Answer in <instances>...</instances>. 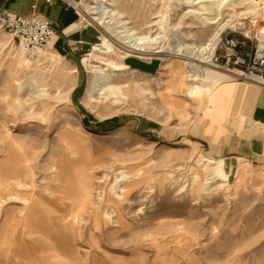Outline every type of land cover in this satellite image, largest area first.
<instances>
[{
    "label": "rangeland",
    "instance_id": "374dc122",
    "mask_svg": "<svg viewBox=\"0 0 264 264\" xmlns=\"http://www.w3.org/2000/svg\"><path fill=\"white\" fill-rule=\"evenodd\" d=\"M75 1L89 43L49 46L41 65L0 28V264H264V157L215 155L201 139L215 85L264 90L214 60L225 35L251 53L263 0ZM130 27L162 51H126ZM93 63L126 75L86 103ZM220 157L227 180L211 169ZM32 239L45 249L17 250Z\"/></svg>",
    "mask_w": 264,
    "mask_h": 264
},
{
    "label": "crops",
    "instance_id": "0c3cea01",
    "mask_svg": "<svg viewBox=\"0 0 264 264\" xmlns=\"http://www.w3.org/2000/svg\"><path fill=\"white\" fill-rule=\"evenodd\" d=\"M0 9L27 14L30 0H0ZM36 10L51 20L56 31L49 45L54 51L69 54L75 51L78 43H89V29L80 23L77 11L65 0H54L52 4L39 0ZM207 97L210 105L201 139L211 146L213 153L224 157H264V90L237 81H225L215 85ZM217 159L230 162L221 157ZM242 161L239 158L238 162ZM6 225L3 221L0 237ZM35 240L32 239L31 244L23 241L27 246L24 247L44 250V241Z\"/></svg>",
    "mask_w": 264,
    "mask_h": 264
},
{
    "label": "built area",
    "instance_id": "2783aa9c",
    "mask_svg": "<svg viewBox=\"0 0 264 264\" xmlns=\"http://www.w3.org/2000/svg\"><path fill=\"white\" fill-rule=\"evenodd\" d=\"M38 1L30 0V12L27 14L0 9V28L17 44L24 60L41 65L56 31L51 20L37 12ZM44 1L47 4L54 2ZM65 1L77 10L76 1ZM252 32L254 44L251 53H241L239 41L232 35H225L221 39V53L214 60L235 67L238 78L264 86V41L260 39V32L256 28Z\"/></svg>",
    "mask_w": 264,
    "mask_h": 264
},
{
    "label": "bare ground",
    "instance_id": "6f19581e",
    "mask_svg": "<svg viewBox=\"0 0 264 264\" xmlns=\"http://www.w3.org/2000/svg\"><path fill=\"white\" fill-rule=\"evenodd\" d=\"M252 1V4H254V5H257L259 2H261L262 0H251ZM218 3V2H217ZM263 3H264V0H263ZM220 4V3H219ZM209 8V7H208ZM202 9H205V8H203L202 7ZM207 9V8H206ZM208 10H210V9H208ZM212 10V9H211ZM209 11H207L206 13H208ZM209 14V13H208ZM212 14V13H211ZM263 15V14H262ZM91 19H96V18H91ZM215 22H217V19H212V20H210L209 21V23H215ZM126 23H128V22H126ZM149 24V23H148ZM148 24H147V26L145 25V27L147 28V27H149L148 26ZM153 24H155V23H153ZM153 24H151V25H153ZM144 27V28H145ZM131 29V30H130ZM256 29L260 32V39L262 40V41H264V17L262 16L261 18H260V20L258 21V25H257V27H256ZM128 31H129V33H128ZM128 31H127V33L125 34L126 36L125 37H131V36H134L135 34H137L136 36L137 37H133L134 39V42L133 43H129V44H127V45H125L126 47H127V50L126 51H128V52H132V53H141V54H145V53H147L148 52V48H151V49H154V48H156L155 50H154V53H158V52H160V51H162L161 49H158V46L157 47H149V46H146V45H143V43L144 42H137V39H143V38H145L146 37V35H140L139 34V32H137V31H134V30H132V28L130 27V28H128ZM154 31V30H153ZM141 32V31H140ZM149 32V31H148ZM219 33L217 32L216 33V37L214 38V41L210 44V47H209V50H210V52L212 53V51L213 50H215V45H216V43H217V41H218V39H219V35H218ZM132 38V37H131ZM156 38V35H154L151 39H155ZM129 39V38H128ZM101 47H103V48H95V49H97L100 53H110L111 52V48H110V46L109 45H107V44H102V46ZM178 51H180V52H177V53H175V56L176 57H178V58H183V59H186V56H185V54L183 53V48H179L178 49ZM128 55V54H127ZM173 55H174V53H173ZM184 63H187L188 64V67H190V69H191V71H194L193 69V63L192 62H190V61H185ZM207 65H209L211 68H215L216 67V65L214 66L212 63H208ZM90 70H89V72H90V74L92 75V76H94V78H93V80H91V85H89V88L85 91V102L86 103H91V102H97L96 101V98L94 97V94H103L104 93V91H108V90H110V91H115L117 88H118V86H115L113 83H112V81L114 80V78L115 77H123V76H125L126 75V71H117V72H115V71H113V70H111V69H109L107 66H102V65H99V64H95V63H93V64H91L90 65ZM133 70H129L128 72H132ZM212 71H214V70H212ZM43 72H44V70H42V71H40V72H38V74L40 75V76H43L42 74H43ZM215 72V71H214ZM231 74L233 73L231 70L229 71ZM66 73V72H65ZM70 73V72H69ZM68 72H67V74L66 75H68V77L70 78V74H69ZM64 74V73H63ZM196 75L197 74H195V73H193V74H189V78L188 79H190V80H197L198 78L196 77ZM202 79H204V78H201V80ZM206 80V79H205ZM179 81H182V77H180V79H179ZM160 82H157V84H159ZM172 84H169V85H167V87H165V94H164V96H168L169 94H168V91L173 87L172 85H173V83H174V76H173V78H172V82H171ZM161 84H163L162 82H161ZM200 89H203L204 88V86H200L199 87ZM143 92L144 93H147V94H155V93H151V91H147V90H143ZM159 92L160 91H158L157 93L159 94ZM113 104H117V103H120L119 102V100H114L113 102H112ZM88 105H90V104H88ZM205 160V159H204ZM214 163V166L211 168L212 169V172L213 173H215L217 176H219L220 178H222V179H225V180H227V177H228V172H227V168H229L230 167V162H228V161H225V160H217V161H215V162H213ZM233 165H235V164H233ZM241 171H243L242 169H241ZM8 180V179H7ZM19 180V179H18ZM4 181V180H3ZM9 181V180H8ZM17 182V181H16ZM86 191H87V186H85V185H83V186H81V193H80V197H78V202H81V200H82V197L86 194ZM84 200V199H83ZM82 205V204H81ZM79 211V210H78ZM25 212V211H24ZM52 212V211H51ZM65 212V211H64ZM63 213V212H62ZM65 214V213H64ZM66 215H67V213H66ZM37 216H38V214H37ZM60 216H61V214H60ZM64 216V215H63ZM69 216V215H68ZM67 216V217H68ZM54 217V216H53ZM65 217V216H64ZM70 218V217H69ZM57 219V218H56ZM72 219V218H71ZM61 220V219H60ZM59 220V221H60ZM63 220V219H62ZM61 220V221H62ZM58 221V222H59ZM75 221V220H74ZM28 222V221H27ZM4 223L6 224L7 223V221L6 220H4ZM67 223V222H66ZM70 223V222H69ZM68 225V224H67ZM7 226V225H6ZM38 228V227H37ZM54 228V227H53ZM29 229V228H28ZM34 229V228H33ZM40 229V228H39ZM42 230V229H41ZM69 233V232H68ZM39 235V234H38ZM69 235V234H68ZM40 236V235H39ZM50 240V239H49ZM65 242V241H64ZM19 243V245L20 246H18V249L19 250H21L24 246H26V245H24V243L21 241H19L18 242ZM41 243V242H40ZM43 243V242H42ZM67 243V242H66ZM68 244V243H67ZM21 245H22V248H21ZM40 248H42V247H40ZM71 248V247H70ZM34 249V248H33ZM34 251V250H33ZM50 251V250H49ZM49 251H47L48 252V255H50V253H49ZM53 253V252H52ZM59 253V252H58ZM64 256V255H63ZM50 257V256H49ZM69 259V258H68ZM69 261H72V259L71 260H69Z\"/></svg>",
    "mask_w": 264,
    "mask_h": 264
}]
</instances>
